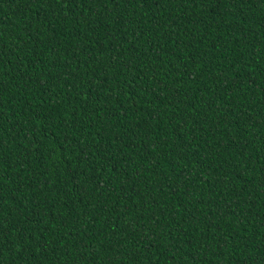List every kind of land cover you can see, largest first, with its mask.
Listing matches in <instances>:
<instances>
[{"label": "trees", "instance_id": "1", "mask_svg": "<svg viewBox=\"0 0 264 264\" xmlns=\"http://www.w3.org/2000/svg\"><path fill=\"white\" fill-rule=\"evenodd\" d=\"M0 160V264H264V0H0Z\"/></svg>", "mask_w": 264, "mask_h": 264}, {"label": "snow or ice", "instance_id": "2", "mask_svg": "<svg viewBox=\"0 0 264 264\" xmlns=\"http://www.w3.org/2000/svg\"><path fill=\"white\" fill-rule=\"evenodd\" d=\"M78 2V0H64V3L66 5H76ZM80 3L85 2V0H79ZM126 2H129V0H126ZM209 2H214V3H219L220 0H209ZM128 67L130 68L131 65H128ZM3 166V161L0 160V167ZM36 217L39 218L36 222H42V214L40 211H37L35 213ZM66 227V225H65ZM15 231L19 232V235L17 236L16 239V243L20 244L21 247H24V240H23V232L24 229H17L16 224L13 223L10 220H5L2 216H0V254H2L3 251V244L4 242L10 241L11 240V236ZM19 259L23 260L24 257L21 254V256L19 257ZM12 264H16L15 260H13Z\"/></svg>", "mask_w": 264, "mask_h": 264}]
</instances>
